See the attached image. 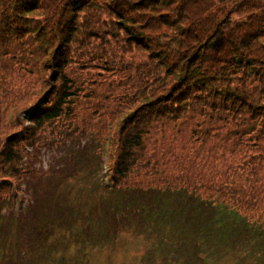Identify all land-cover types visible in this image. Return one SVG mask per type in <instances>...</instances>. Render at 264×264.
Here are the masks:
<instances>
[{
	"label": "rangeland",
	"instance_id": "rangeland-1",
	"mask_svg": "<svg viewBox=\"0 0 264 264\" xmlns=\"http://www.w3.org/2000/svg\"><path fill=\"white\" fill-rule=\"evenodd\" d=\"M18 1L0 4V196L10 198L14 207L27 206L14 223L0 220V248H14V254L22 255L21 264H187L172 252L187 251L195 234L186 236L184 231L179 236L165 225L150 230L139 211L130 213L127 220L100 224V219L108 216L112 194L109 189L103 191L105 183L112 191L177 186L209 200L233 199L213 184L215 175L231 180L213 154L218 138L202 144L203 128L198 124L205 118L191 120L184 112L173 113L172 105L165 102L182 86V74L168 72L186 62L182 57L191 38L183 34L191 25L169 29L176 17L163 18L164 26L155 20L159 13L149 15L147 7L125 6L132 17L130 29L139 34L134 40L113 25L114 19L106 13L96 16L95 9L81 10L72 24L84 31L67 47L64 70L71 83L70 102L59 118L38 128L28 122L31 112L47 98L56 101L64 94L60 75L53 81V69L40 50L49 47L51 54L62 50L54 36H61L57 16L69 0L41 3L30 17L37 20L34 33H26V24L7 23L16 19L12 16ZM240 4L245 6L242 17L233 15L229 25L260 12ZM148 25L152 29H146ZM189 32L196 33L192 28ZM197 67L204 71L200 64ZM187 101L189 106L198 104ZM172 113L177 119H171ZM129 131L132 136L143 134L139 147H126ZM85 140L93 145L90 154L79 152L76 158L71 148H80ZM11 147L16 157L5 164ZM256 148L245 143L237 150L250 156ZM127 155L124 172L122 158ZM140 203L159 209L150 199ZM247 207L254 221L264 222L263 210ZM217 261L242 264L233 255Z\"/></svg>",
	"mask_w": 264,
	"mask_h": 264
},
{
	"label": "trees",
	"instance_id": "trees-1",
	"mask_svg": "<svg viewBox=\"0 0 264 264\" xmlns=\"http://www.w3.org/2000/svg\"><path fill=\"white\" fill-rule=\"evenodd\" d=\"M3 1L12 2L13 0H0V4ZM45 1L49 2V0H19L12 16L16 19L14 22L10 20L7 23L20 22L24 27L26 24V33L36 32L34 25L37 20L30 17L41 8V3ZM133 1L135 2L131 0L124 2L121 0H69L67 2L63 13L61 11L57 16L61 36H54V41H60L62 50L53 54L50 53L49 47L42 46L40 50L49 68L53 69V81H57L56 75H60L64 94L56 101L47 98L43 106L31 112L28 122L41 128L45 123L59 118L70 102L68 98L71 95V83L64 74V70L69 57L67 47L78 34H82L80 31H84L81 27L72 24L73 18L79 16L81 10L95 9L96 16L106 13L108 18L114 19L113 25L116 27L119 25L120 30L127 32L128 36L134 40L138 39L139 34L137 30L130 29L133 23L132 17L129 16L125 6L137 5L138 10L151 9L147 12L149 15L159 13L160 16L155 20H161V25L164 26L166 22L162 21L163 18L176 17L174 25L169 23V29L178 24L191 25L190 28L196 33L189 32V28L183 34L191 38L190 45H186L187 55L183 54L182 57V60L186 62L174 66L173 73L168 72L172 76L177 74L180 77L182 74L181 80L179 78V82H183L182 86L175 91L173 89L165 102L167 106L172 105L173 113L184 112L190 115L191 120L197 117L205 118L198 124L199 128H203L202 144L211 143L213 139L218 138L216 144L218 150L213 154L217 157V162L226 169V176H230L231 180L225 182L215 175L213 184L220 189V193L222 191V194L231 195L233 199L209 200L200 195L191 194L185 187L177 186L165 189L149 187L143 191L139 187L119 188L114 194L107 192L111 197L107 202L108 216H102L100 224L117 219L127 220L130 213L139 211L143 212V223L150 230L165 225V229L176 230L179 236L183 235L184 231L186 236L195 234L194 243L190 247L189 244L187 245L189 247L187 251L183 248L172 252L187 264H213V261L219 264L217 259L232 255L241 259L242 264H264V222L254 221L250 213L252 209L247 207L248 204L264 212V1ZM240 3H246L251 9L260 12L250 14L247 21L229 25L232 23L233 15L242 17L245 6ZM216 5L219 7L217 8ZM164 13L172 17L162 16ZM152 27L148 25L146 29H152ZM174 30L179 33L177 28ZM180 31L182 35L183 30ZM85 32L90 34V31ZM44 35L46 40L47 33L42 36ZM139 44L143 46L144 40H139ZM199 64L204 68L202 73L198 71ZM211 73L217 75L208 76ZM209 98L210 100H207ZM190 99L198 101L197 106H189L187 100ZM173 113L171 119H177ZM132 133V131L128 132L126 147H139L143 134L137 133L132 136ZM229 136L235 140L231 142ZM245 143H254L257 147L250 156L247 152L237 150L238 146ZM92 147L93 145L86 141L80 148H71V152L77 158L79 152L90 154L89 149ZM128 156L127 159L122 158V162L126 163L123 166L124 172L128 170ZM14 157L16 156L11 147L5 155L4 163L6 164ZM104 188H102L103 191L106 189ZM139 198H142L140 201L150 199L159 209L147 207L148 204L138 202ZM26 206L22 204L21 209L17 211L10 198L7 200L0 196V220L14 223L26 210ZM4 210L6 215H1ZM262 218L264 220V217ZM73 229L74 224L72 228L68 227L70 232ZM21 259L20 253L14 254V248L11 251L9 248H0V264H21Z\"/></svg>",
	"mask_w": 264,
	"mask_h": 264
}]
</instances>
